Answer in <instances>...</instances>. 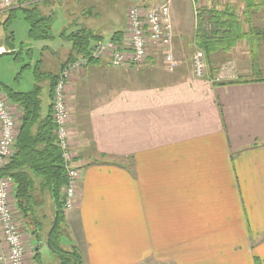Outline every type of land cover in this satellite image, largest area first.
Here are the masks:
<instances>
[{"label": "crops", "instance_id": "1", "mask_svg": "<svg viewBox=\"0 0 264 264\" xmlns=\"http://www.w3.org/2000/svg\"><path fill=\"white\" fill-rule=\"evenodd\" d=\"M34 2L45 4L44 13L62 6L68 24L58 31V49H43L48 54L38 63L43 66L48 57L59 63L65 47L76 55L60 63L54 76L36 66L39 121L53 105V79L83 56L73 47V35L88 32L90 48L125 41L128 9L159 3L128 4L117 21L108 17L104 21L110 26L98 31L96 2L14 0L12 8ZM175 8L171 0L175 69L162 71V50L152 46L138 68L112 67L104 57L75 72L66 85L68 131L80 179L77 205L64 211L63 219L78 234L70 245L83 264H264V81L256 82L264 78L248 75L257 69L240 61L239 45L203 54L204 78L184 72L198 47L197 25L187 26ZM8 11L0 15L8 18ZM5 52L0 45V55ZM8 103L19 126L21 110ZM11 199L14 203L13 188ZM45 199L37 209L41 230L36 227L33 234L25 227L31 254L26 264L40 262L42 242L49 247L54 218L49 196Z\"/></svg>", "mask_w": 264, "mask_h": 264}, {"label": "trees", "instance_id": "2", "mask_svg": "<svg viewBox=\"0 0 264 264\" xmlns=\"http://www.w3.org/2000/svg\"><path fill=\"white\" fill-rule=\"evenodd\" d=\"M27 0H17L23 4ZM196 2L208 0H195ZM247 8H251L256 0H242ZM264 3V0H258ZM45 4L34 2L32 5L11 8L7 21L12 13L19 9L24 19L29 23V38L33 40L51 39L53 10L44 13ZM6 21V22H7ZM198 48L209 55L215 51L226 52L236 48L241 42L250 45L252 30L244 32L236 15L231 10L201 9L196 27ZM90 34L84 30L78 31L72 37L73 47L81 55H88ZM52 97L56 80L53 79ZM264 79L256 80V82ZM39 88L31 92H17L0 83V91L7 99L21 110L18 133L15 140L13 155L1 169V175L8 178L13 185V200L17 214L23 226L41 230V221L37 209L49 199L53 207V223L48 231L47 243L49 249L60 257V264H83L77 249L62 252L59 249V227L64 220L62 209L63 189L66 185L65 165L61 153L55 144V125L53 123V105L47 116L39 121V101L36 98ZM37 236H39L37 234Z\"/></svg>", "mask_w": 264, "mask_h": 264}, {"label": "built area", "instance_id": "3", "mask_svg": "<svg viewBox=\"0 0 264 264\" xmlns=\"http://www.w3.org/2000/svg\"><path fill=\"white\" fill-rule=\"evenodd\" d=\"M194 17L197 25L199 10L194 0ZM14 0H0L1 11L12 8ZM171 0H161L149 10L132 6L126 16V39L120 45L109 40L98 44L87 57L75 60L64 66L56 80L53 95V123L55 125V144L65 165L66 185L63 189V211L73 209L78 202L80 168L74 163L68 131L69 114L66 104V85L77 69L107 56L112 67H140L148 56L150 47H157L164 53L168 71L177 67L172 55V28L170 19ZM193 73L204 77L205 60L200 49L190 57ZM16 120L5 95L0 91V264H26L28 250L23 242L20 226L15 218L17 210L12 202V183L1 175V169L13 155L17 137Z\"/></svg>", "mask_w": 264, "mask_h": 264}, {"label": "rangeland", "instance_id": "4", "mask_svg": "<svg viewBox=\"0 0 264 264\" xmlns=\"http://www.w3.org/2000/svg\"><path fill=\"white\" fill-rule=\"evenodd\" d=\"M85 1L91 2V3L96 2V4L98 5L96 7V10H98L99 16H98V19L94 21L95 24H93L94 27L99 29L98 31L107 30V27L110 26V23H106L104 21L105 19L110 17L117 21L119 19L120 12L123 9H125V7L128 4H134L138 2V0H85ZM157 1L160 2L161 0H155V2ZM195 4L198 10L199 9L200 10L201 9L202 10L203 9H207V10L215 9L218 11H223L227 9L231 10L236 15L237 19L239 20V23L242 26V30L244 32H249L250 30L253 31V33L250 36L251 43L249 46H247V44L245 45V42H241V44H239V49L243 51L240 55V59H241L240 61L242 63L249 61L251 66L257 69V70H254L255 73L253 75L248 74L249 76L255 77V78H264V3L256 0L251 8L250 7L247 8L245 6V3L242 0H208V1H200V2L195 1ZM173 7H176L175 9L179 10L177 13L183 14L185 16V23H187V26H194L195 12H194V4L192 1L173 0ZM44 9L45 8H43L42 10ZM144 9L149 10L150 8H144ZM46 10L45 12H47ZM102 10H107L106 11L107 14L104 15V13H102ZM62 11H63L62 6L61 8L59 5L55 6L52 12L53 14V20H52L53 21L52 22L53 38L48 39V40H33L28 37V33H27L28 23L25 22V20L23 19V14L19 9H16L15 12L12 13V17L8 21L6 20L7 16L5 14L0 15V45H2V47L6 51L3 55H0V81L5 86L9 87L13 91H18V92H23V93L31 92L34 90V86L36 85L37 83L36 81L38 80L37 79L38 74L36 73L37 72L36 66H39L40 72L44 71L45 72L44 74H49V75L54 76L58 73V68L61 66L60 63L62 64L66 62V60H68L67 58L73 59V57L76 56L75 54L69 55L68 52L71 49L69 50V48L65 47L63 48L64 50L60 51V55H58V57L60 58L59 63L56 64L54 60L51 59L50 57H48V59H45L43 61L44 62L42 63L43 66H41L40 63H38L40 60L44 59V56L46 54H48V52H45V50L43 51V49H46V50L47 49H58L57 46L62 42L61 39L58 37V31L61 29L60 27L64 26L66 28L68 25L67 23H65L66 20L65 22L63 21L64 14ZM115 25L120 26V23L118 22ZM69 26H74V24L73 25L69 24ZM66 31L71 32L72 28L69 27V29ZM5 38H7L8 44L4 43V41L6 40ZM111 41L115 42L118 45L121 44V42L119 41H115V40H111ZM101 43L103 42H96L95 45L91 47L92 48L91 50H94V48L98 44H101ZM196 49H198V47L193 49V51L190 54V57L192 56L193 52ZM160 53H161L160 55L161 64L159 65H161V70L166 72L165 70H168V69H165L167 68V64L165 63V66L163 64V60H164L163 53L164 52L161 51ZM87 56L88 55L86 56L83 55L80 58H77L76 60L84 59ZM108 57L109 56H107V58ZM101 59L102 58H99L95 61H98ZM73 62H75V60L68 62V64L73 63ZM90 62H93V61L88 60L87 64L77 69L76 73L86 68L90 64ZM189 63L183 65L184 67L183 70H185L184 72H187V71L191 72L195 78H201V77H197L193 73L192 66H190L191 64ZM205 67H206V63H205ZM227 67L231 68L232 64H229ZM74 73L75 72H73L72 77L75 75ZM172 74L176 76L175 71ZM206 74H207V69H205L204 77H206ZM181 76L182 75L178 77L176 76V77L180 78ZM128 77H129V80L134 78V76H131V75H128ZM43 83L44 81L40 80V84L42 85V87L44 86ZM43 88L45 89V87ZM16 132H18L17 123H16ZM71 142L72 141L70 139L69 141L70 146H71ZM71 149L75 157V151L73 150L72 146H71ZM15 218L18 222V225L20 226V231L22 234L23 242L26 245L25 243L27 240L26 239V234H27L26 228L25 226H23V222L20 219V217L17 215V213L15 214ZM72 231L73 230L71 229L70 226L66 224L65 219H64L60 223V227H59L60 233L58 234L59 236L58 240L60 243L58 244V246H59L60 251L66 253V252H71L72 250H75L74 248L71 249L70 242H72V239L78 234L77 232L75 231L72 232ZM42 234H44V232H42ZM41 239L42 238H40V240ZM29 252L30 251L28 250V254H27L28 257H30L31 255V254L29 255ZM39 253H40V262L37 264H60L61 262L59 255L52 253L49 247L43 242H42V245H40ZM28 257L25 259V262L27 260L29 261L30 258Z\"/></svg>", "mask_w": 264, "mask_h": 264}]
</instances>
